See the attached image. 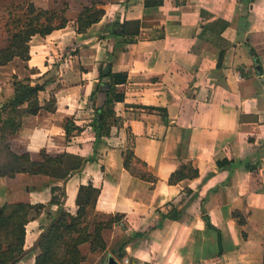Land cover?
I'll return each mask as SVG.
<instances>
[{
	"label": "crops",
	"instance_id": "crops-1",
	"mask_svg": "<svg viewBox=\"0 0 264 264\" xmlns=\"http://www.w3.org/2000/svg\"><path fill=\"white\" fill-rule=\"evenodd\" d=\"M67 1L61 2L67 8L64 28L33 36L28 61L15 58L0 66V108L12 96L13 78L33 84L39 82L35 76L57 75V85L47 83L38 94L44 105L52 90L55 111L23 115L20 129L8 139L10 150L33 157L40 150L92 155L90 94L99 64L109 62L112 72L127 74L116 86L124 100L110 105L109 135L101 138L94 159L67 181L64 208L74 214L78 188L91 184L99 189L96 214H122L126 236L145 233L126 247L119 264H264V0ZM32 2L60 9L54 7L60 0ZM91 6L104 15L78 33L77 15ZM158 28L162 38L152 36ZM133 34L135 40L128 41ZM14 63L17 69L11 68ZM104 100V93L98 94L96 107ZM67 119L77 126L68 136ZM130 146L155 182L123 167L122 154ZM249 159L255 171L246 168ZM217 160L234 167L218 170ZM184 163L198 176L169 184ZM49 181L26 173L0 178V207L45 205L26 225L27 251L47 214L57 209L49 204V188H43ZM172 205L183 219H166L157 227L159 212ZM202 208L220 231L221 255L216 231L201 219ZM235 210L245 215V225L237 224ZM36 253L28 252L18 264H31Z\"/></svg>",
	"mask_w": 264,
	"mask_h": 264
},
{
	"label": "trees",
	"instance_id": "trees-1",
	"mask_svg": "<svg viewBox=\"0 0 264 264\" xmlns=\"http://www.w3.org/2000/svg\"><path fill=\"white\" fill-rule=\"evenodd\" d=\"M66 10L67 8L64 6L61 9L38 8L32 0L8 4L2 15L6 36L3 41L4 44L0 45V66L7 65L15 58L28 61L30 59L29 43L32 37L35 35L46 36L54 30L64 28L68 21L65 16ZM103 15L104 10L101 8L83 7L75 21L77 32H86L92 24L99 22ZM123 24L127 26L129 23ZM221 26L223 28L226 24L222 23ZM134 35L128 41H134ZM152 36L162 38L164 36L163 29H156ZM45 75L39 77V81ZM126 79V73L112 72L109 62L107 65L99 64L97 82L90 94L95 114L93 120L94 151L92 155L87 157L66 152L53 155L45 150H40L37 156L33 157L28 152L15 154L10 150L8 139L20 129L22 124L20 118L23 115H37L41 111H55L54 96L44 105H40L38 100L39 92L44 90L48 81L38 82L36 80L33 81V84L30 79L24 82H13L12 96L0 108V152L5 151L17 163L10 167L0 166V178H11L18 173L49 177L50 181L43 188H49L51 194L49 204L55 205L57 209L54 214H47L48 222L41 227L33 246L27 251L24 248L26 225L42 213L45 205L23 202L2 205L0 207V264H18L31 251L37 252L31 264H84L86 261V255L82 252L84 245H88L89 253L101 251L105 254V258L111 255L122 260L126 256V247L134 240L145 236V233H132L120 240L114 249L108 251L103 232L111 229L115 224L120 225L123 215L96 214L95 203L99 189L92 187L91 184L81 185L78 188L76 195L78 208L74 214L64 208L65 185L74 174L80 173L85 165L94 159V153L101 138L109 135L108 119L114 116L110 105L124 100L123 92L118 91L116 86L125 83ZM102 92L105 95L104 103L100 107H96L97 95ZM63 128L68 136L72 130L77 129V126L73 124V121L67 119ZM122 157L123 167L132 176L148 182H155V178L147 169L146 164L134 155L131 146L123 152ZM215 164L218 170L231 171L234 167L232 162L226 160H217ZM244 164L248 170L255 171V166L250 159ZM197 176V170L190 163H184L170 175L168 182L169 184H177L182 180L194 179ZM189 192L188 190L186 194ZM159 215L160 222L157 227H161V223L166 219L174 221L183 219L182 211H178L175 205H172L166 212H159ZM232 216L237 219L238 225L246 224L245 215L240 211L235 210ZM201 219L206 229L216 231L219 246L218 255H221L224 248L220 231L210 223L209 216L203 208ZM121 228L124 227L121 225Z\"/></svg>",
	"mask_w": 264,
	"mask_h": 264
},
{
	"label": "rangeland",
	"instance_id": "rangeland-1",
	"mask_svg": "<svg viewBox=\"0 0 264 264\" xmlns=\"http://www.w3.org/2000/svg\"><path fill=\"white\" fill-rule=\"evenodd\" d=\"M23 1H25V0H0V45L4 44L3 41H4V38L6 36L4 29H3V19H2L4 8L10 3L18 4V3H21ZM61 2H62V0H60V3H58V5H54V7L61 9L63 7L61 5ZM72 2L74 4V1H72ZM67 3H68V1H67ZM18 67H19V64H17V63H14L11 66V68H15V69H17ZM16 72L19 73V71H17V70H16ZM35 77L39 78L37 76H35ZM56 77H57V75H54L53 73H52V75H50V73H48L39 82H43L46 80V81H48V83L53 82L52 86H54V85L56 86L57 84H56L55 79H54ZM15 81H16V79L13 78L12 83ZM22 81H26V79L23 78ZM54 89H55V87H54ZM2 90L5 91V89H2ZM50 91H51V93H53L52 90H50ZM51 93L50 94L48 93L49 94L48 101L53 96ZM16 163H17V161L13 157H11L10 155L8 156L5 151L0 152V166L3 165V166L10 167V166H15ZM101 219H105V218H101ZM121 222H123V224H125V219H122ZM125 236H126V232H124L121 229V225L115 224L112 226L111 229L105 230L103 232V238H104V241L106 242L107 250L110 251L111 249H114L116 247V245L119 244L120 240H122ZM82 252L86 255V261L84 264H105L106 263L107 258H105V254L101 251H97L95 253H89L88 245L82 246ZM119 261H121V260H119Z\"/></svg>",
	"mask_w": 264,
	"mask_h": 264
},
{
	"label": "water",
	"instance_id": "water-1",
	"mask_svg": "<svg viewBox=\"0 0 264 264\" xmlns=\"http://www.w3.org/2000/svg\"><path fill=\"white\" fill-rule=\"evenodd\" d=\"M105 264H119V262L111 255H108Z\"/></svg>",
	"mask_w": 264,
	"mask_h": 264
}]
</instances>
